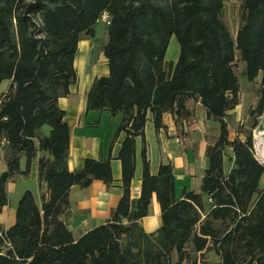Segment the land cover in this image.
Listing matches in <instances>:
<instances>
[{"label":"trees","instance_id":"trees-1","mask_svg":"<svg viewBox=\"0 0 264 264\" xmlns=\"http://www.w3.org/2000/svg\"><path fill=\"white\" fill-rule=\"evenodd\" d=\"M223 1L0 0V83L10 81L0 95V207L8 203L6 182L27 175L36 156L40 190V201L25 190L14 223L0 226V264H264V166L251 152L252 128L264 111V0H242L234 36L221 19ZM104 10L109 72L93 79L86 108L121 113L109 145L122 134L121 195L104 223L74 239L64 221L70 186L86 187L95 178L109 184L112 172L109 158H86L80 169L68 170L69 130L57 99L76 81L78 40L94 35ZM171 36L178 43L174 63L165 60ZM236 61L248 81L260 78L261 87L248 111L249 127L229 139L226 116L238 104L240 85ZM190 98L218 122L219 134L207 147L200 190H183L176 200L170 161L149 172L144 125L147 111L156 132L163 113L186 118ZM43 125L48 134H40ZM136 137L142 175L139 195L131 198ZM226 148L232 158L227 172ZM153 192L161 222L147 233L139 219ZM206 249L219 260L190 255Z\"/></svg>","mask_w":264,"mask_h":264},{"label":"crops","instance_id":"crops-1","mask_svg":"<svg viewBox=\"0 0 264 264\" xmlns=\"http://www.w3.org/2000/svg\"><path fill=\"white\" fill-rule=\"evenodd\" d=\"M101 26H105L101 22ZM101 27L94 28L93 36L82 35L77 43L73 65L76 81L69 85V92L57 99L58 106L65 111V119L69 130V145L66 164L68 170L80 169L86 158L110 159L112 181L106 184L95 178L86 187L70 186L68 190L69 206L64 221L74 239L86 231L104 223L116 207L121 195V168L117 158L122 134H119L109 145L121 113L110 114L106 109L92 110L86 108V95L94 78L106 76L109 72L107 59L95 42L107 34L100 32ZM168 48V47H167ZM167 52V50H166ZM178 55V54H177ZM177 59V56L172 63ZM165 60L166 53H165ZM5 82V83H4ZM9 80L0 83V95L9 85ZM2 84H5L4 88ZM188 115L176 118L166 112L162 114L161 127L157 132L152 123L151 113L147 111L144 125L146 156L149 172L156 174L159 164L170 161L173 168L174 198L181 197L183 190H200L204 170L208 159L206 150L212 145L218 134L219 125L214 119L207 118L205 109L198 99L190 98L186 102ZM49 126L43 125L40 134H48ZM230 139V134H229ZM3 142L0 143V173L5 169L3 159ZM142 142L135 138L134 174L130 184V196L139 195L142 159ZM25 165V158H20V169ZM25 190H31L37 201H40V190L37 180V156L31 161L27 175L17 174L6 182L8 203L0 207V226L10 227L15 221L16 204ZM44 191V188H42ZM45 197L47 194L45 193ZM160 207L153 192L150 197L147 214L139 219L145 232H154L160 225Z\"/></svg>","mask_w":264,"mask_h":264},{"label":"rangeland","instance_id":"rangeland-1","mask_svg":"<svg viewBox=\"0 0 264 264\" xmlns=\"http://www.w3.org/2000/svg\"><path fill=\"white\" fill-rule=\"evenodd\" d=\"M242 0H224L223 7L221 10V19L227 26L230 34L235 35V32L239 26L240 22V7ZM101 22L98 21L94 28H100V32L107 34V29L105 26H101ZM106 40H103V36L95 42V47L102 51V45ZM178 54V43L175 36H171L168 48L166 52V59L168 62L173 61ZM171 63V62H170ZM169 68V65H166ZM234 70L239 78V92H238V104L231 110L228 111L226 119L229 124V134L230 139L236 137V132L238 130L244 131L247 129L252 121V117L249 116L248 111L254 107L256 99L258 96L259 89L261 87L260 78L256 77L253 81H248L243 75V64L240 61L234 63ZM5 83V82H4ZM5 84H2L4 88ZM264 113V111H262ZM261 113V114H262ZM259 116H257L258 119ZM243 121V122H242ZM242 122V123H241ZM232 165L231 151L226 148L224 151V171L227 172ZM260 186H264V176L260 179ZM190 249V246L188 247ZM190 251V250H188ZM191 256L198 257L201 262L202 259L210 263H215L219 260V257L211 250L206 249L203 254H197L190 252Z\"/></svg>","mask_w":264,"mask_h":264},{"label":"built area","instance_id":"built-area-1","mask_svg":"<svg viewBox=\"0 0 264 264\" xmlns=\"http://www.w3.org/2000/svg\"><path fill=\"white\" fill-rule=\"evenodd\" d=\"M98 21L105 26L109 24L110 17L106 10L101 12ZM251 152L254 158L264 166V113L259 115L256 125L252 128Z\"/></svg>","mask_w":264,"mask_h":264}]
</instances>
